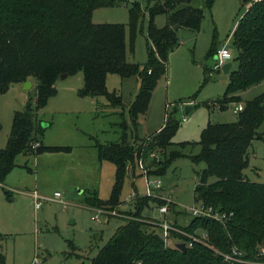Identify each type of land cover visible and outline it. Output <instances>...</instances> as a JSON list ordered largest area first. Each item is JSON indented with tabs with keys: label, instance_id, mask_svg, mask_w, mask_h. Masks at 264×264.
I'll use <instances>...</instances> for the list:
<instances>
[{
	"label": "trees",
	"instance_id": "1",
	"mask_svg": "<svg viewBox=\"0 0 264 264\" xmlns=\"http://www.w3.org/2000/svg\"><path fill=\"white\" fill-rule=\"evenodd\" d=\"M124 2L127 0H0V94L13 83L37 80L34 103L29 102L25 109L15 112L7 145L0 148L1 185L4 186L7 176L17 166L20 154L70 149L40 141L46 126L38 112L57 93V79L65 73L73 75L83 71L85 94L104 96L110 105L122 106L123 98L118 91L107 88L108 75L138 76L140 90L129 110L133 124L137 125L139 116L149 109L159 79L167 74L169 54L181 44L180 29L199 31L205 11H212L216 0H203V6L193 5V0H148L145 7L140 0H135L129 5V37L124 23L93 21L94 10ZM241 2L247 9L232 35L236 50L233 61L238 65L231 68L221 107L232 101L241 102L239 92L264 80V0ZM146 14L149 59L141 65L128 61L127 48L135 52L136 38ZM160 15L167 18L163 26L156 24ZM177 25L179 29L175 28ZM219 47L215 33L207 56L215 57ZM204 72L205 84L210 80L208 67H204ZM244 104L236 121L209 123L198 142L201 152L191 156L195 163L204 161L207 166L199 173L200 182L194 189L196 202L234 213L229 222L223 224L210 217H196L175 202L170 205L171 223L187 234L206 231L210 245L194 242L183 251L176 243L188 242L189 236L176 230L170 235L175 242L169 245L160 225L143 214L151 203L160 206L167 200L140 195L136 198V210L116 229L91 264H231L216 250L226 253L235 247L244 251L248 260L254 259L258 246L264 245V183L249 180L245 170L250 165L249 146L254 139L264 140V131H260L264 123V93ZM123 125L121 140L96 145L99 160L113 162L116 174L109 200H102L96 190L89 191L85 200L92 208L121 204L128 164L155 152L166 157L180 120L170 113L164 126L138 149L129 142L128 125ZM186 144L191 142L182 143ZM180 156L183 152L172 151L166 159L155 161L157 168L151 171L165 175L171 160ZM189 214V221L182 222ZM4 239L5 235L0 232V264H6V255L1 250Z\"/></svg>",
	"mask_w": 264,
	"mask_h": 264
},
{
	"label": "rangeland",
	"instance_id": "2",
	"mask_svg": "<svg viewBox=\"0 0 264 264\" xmlns=\"http://www.w3.org/2000/svg\"><path fill=\"white\" fill-rule=\"evenodd\" d=\"M133 1L98 8L94 11L93 21L124 23L128 27L129 5ZM140 1L143 7L147 5L148 0ZM193 5L203 6V0H193ZM246 7L241 0H216L212 11H205L199 31L188 27L180 29L181 44L169 54L167 74L159 79L149 109L139 116L137 125L133 124L129 110L140 90L138 76L108 75L107 88L118 91L123 98L122 106L110 105L104 96L85 94L83 71L57 79V93L38 112L39 119L46 126L40 141L48 146L70 149L20 154L6 185H0V232L5 235L1 250L7 257L6 264H31L36 256L42 259V264H91L92 258L116 229L131 217L136 210V198L147 190L144 173L136 166L137 161L128 164L129 174L124 181L121 204L93 209L85 200L93 190L102 200H109L115 185L116 168L109 160H99L96 145L121 140L123 123L128 125L129 142L138 149L166 123L170 113L180 120L173 143L166 150L167 156L155 152L143 159V166L151 177L161 178L163 188L157 191L159 196L170 198L188 213L191 207L199 205L194 189L200 182L199 173L207 166L204 161L195 163L191 156L201 152L198 142L202 139L203 129L209 123L236 121L237 106L264 93L263 80L239 92L241 102L232 101L221 107L229 75L221 69L214 70L215 57L207 56L215 33L220 47L229 41L230 48L236 52L232 35ZM166 22L165 15L156 19L158 26ZM141 26L136 50L132 53L127 48V58L131 63L144 65L149 59L147 14ZM237 65L235 61L232 68ZM204 67L210 72V80L205 84ZM28 82L31 85L13 83L0 94V148L7 145L15 112L25 109L29 102L34 103L37 80L33 78ZM187 107L193 109L187 111ZM260 131H264V123ZM187 141L191 144L183 146L182 143ZM172 151H181L183 156L171 160L165 175L152 172L157 168L155 161L166 159ZM248 155L250 165L245 174L249 180L264 183V140L254 139ZM35 190L45 198L40 208L31 196ZM57 192L61 193L60 198L55 197ZM143 214L149 220L156 218L172 222L173 215L160 213L157 203H151ZM189 215L181 221H189ZM174 242L175 238H171L168 244L173 246Z\"/></svg>",
	"mask_w": 264,
	"mask_h": 264
},
{
	"label": "built area",
	"instance_id": "3",
	"mask_svg": "<svg viewBox=\"0 0 264 264\" xmlns=\"http://www.w3.org/2000/svg\"><path fill=\"white\" fill-rule=\"evenodd\" d=\"M230 42L227 41L226 44H224L223 46L219 47L218 51L215 54V66H214V70L215 69H221L223 65H225L226 63L230 62L231 60L234 59L235 55H234V51L232 48H230ZM244 109V105L243 104H239L237 106V110L238 111H242ZM186 119V117L184 118ZM36 146V144L34 145V147ZM136 166L139 167L142 171H143V175L145 176V180H146V193L144 194H140L141 196L146 195V196H150V197H160L163 198L165 200H167V202L164 205H160L158 206V210L160 213L168 215L170 212V205L172 204V202H174L173 200H171L170 198H165L163 196H159L157 194V191L163 188V182L161 180V178L159 176H156L155 178L151 177L150 174L148 173L146 167L143 166V158L140 157L139 160H137L136 162ZM1 185V183H0ZM137 195V193H135ZM62 195L60 192H57L55 194L56 198H60ZM35 198H36V206L37 208H40L42 206V200H44L45 198L38 195L35 192ZM98 212L100 214H103V211L98 210ZM190 213L193 216L196 217H210L215 219L216 221H220L223 224H226L229 222V220L231 219V217L234 215V213L229 214L228 212H224V211H220L216 208H214L213 206L210 205H206L204 203L199 202V205L197 206H193L190 208ZM101 217H98V219H100ZM152 223L154 224H159L161 229H163V237L164 239L168 242L170 240V235L171 232L173 230H176L180 233L186 234L187 236H189V240L188 242H185L187 244V247L189 246H193L194 242H201V243H205L210 245L207 242V238H208V234L206 231L201 232L200 234H191V233H186L184 230L176 227L174 224L168 222L167 220H159V219H154V220H150ZM180 242V241H179ZM217 253H221L223 258L231 263L234 264L236 262H242V263H249V264H264V245H260L258 246L255 254H254V259L248 260L247 258H245V252L240 250L238 247L233 248L230 252H226V253H222L219 252L218 250H216ZM43 261L39 256H36L33 260V262L31 264H42Z\"/></svg>",
	"mask_w": 264,
	"mask_h": 264
},
{
	"label": "water",
	"instance_id": "4",
	"mask_svg": "<svg viewBox=\"0 0 264 264\" xmlns=\"http://www.w3.org/2000/svg\"><path fill=\"white\" fill-rule=\"evenodd\" d=\"M176 29H179L180 26L177 25L175 27ZM234 65V61L231 60L230 62L226 63L225 65H223L222 67V71H224L226 74H230L231 73V68L233 67ZM67 76H69L67 73L63 74L61 77L62 78H66ZM28 85H31L28 81H26ZM193 109V107H187V111ZM177 247L180 248L181 250L183 251H187L188 247H187V244L185 242H177L176 243Z\"/></svg>",
	"mask_w": 264,
	"mask_h": 264
},
{
	"label": "crops",
	"instance_id": "5",
	"mask_svg": "<svg viewBox=\"0 0 264 264\" xmlns=\"http://www.w3.org/2000/svg\"><path fill=\"white\" fill-rule=\"evenodd\" d=\"M94 11H95V10H94ZM94 13H95V12H94ZM93 16H94V14H93ZM163 126H164V125H162V127H163ZM159 129H160V128H159ZM159 129H158V130H159ZM9 175H10V174H9ZM9 175H8V176H9ZM8 176H7V178H8ZM7 178H6V181H7ZM6 181H5V184H4V185H6V183H7ZM135 188H136V187H135ZM35 192H36L38 195H40V194H39L36 190H35L34 192H31V193H32L31 196H33L34 199L36 200V198H35ZM40 196H42V195H40ZM42 197H43V196H42ZM11 200H14V199L12 198ZM93 209H94V208H93ZM154 219H156V218H154ZM156 220H157V219H156ZM6 263H7V257H6Z\"/></svg>",
	"mask_w": 264,
	"mask_h": 264
}]
</instances>
